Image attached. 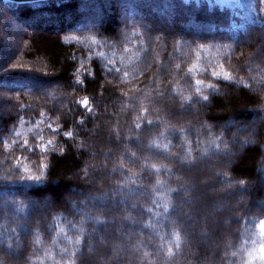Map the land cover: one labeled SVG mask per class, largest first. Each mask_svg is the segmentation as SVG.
Here are the masks:
<instances>
[{"label":"trees","instance_id":"16d2710c","mask_svg":"<svg viewBox=\"0 0 264 264\" xmlns=\"http://www.w3.org/2000/svg\"><path fill=\"white\" fill-rule=\"evenodd\" d=\"M262 220L264 0H0V264H257Z\"/></svg>","mask_w":264,"mask_h":264},{"label":"rangeland","instance_id":"374dc122","mask_svg":"<svg viewBox=\"0 0 264 264\" xmlns=\"http://www.w3.org/2000/svg\"><path fill=\"white\" fill-rule=\"evenodd\" d=\"M91 4H92V1H91ZM78 6H80V5H78ZM68 18H70V16H68ZM69 20L71 21V19H69ZM28 22H30V21H27L26 24L29 25ZM5 25H6L5 26L6 31H5V33L3 35V39H4V41H5L6 45H7L6 48L7 49H9V48L10 49H13V48L17 47V43H18V40H19L18 32L21 31L23 29V27L17 22V19H15V18H13L12 21L11 20L10 21H6V24ZM112 131H113V134H114L115 138H117V136H118L117 131L116 130H112ZM108 197H109V195H108ZM88 199L91 200L92 202H101V203H105V202L108 201L107 199H101L100 196H96V197H92V198L90 197ZM43 203L49 204L48 201L47 202H43ZM93 221L96 223V221H98V219H93ZM95 233L96 232H93V234H95ZM254 239H255V244H254L253 250L254 249H257L261 244H264V239H262L259 236V230L255 234V238ZM90 244H91V242H90ZM255 261L257 262V264H264V261H262L261 259H259L258 256L255 259Z\"/></svg>","mask_w":264,"mask_h":264},{"label":"snow or ice","instance_id":"6c2138e0","mask_svg":"<svg viewBox=\"0 0 264 264\" xmlns=\"http://www.w3.org/2000/svg\"><path fill=\"white\" fill-rule=\"evenodd\" d=\"M92 42L95 43V41H92ZM101 55H103V53H101ZM196 67H197V65L193 64V66L189 69V71H194ZM214 75L221 76V72H218V71L214 72ZM223 75L225 78L231 77V73L228 71H225L223 73ZM197 83L200 84L203 82L198 80ZM197 91H199V89H197ZM80 102L83 105H88L90 103L89 99H87V98L82 99ZM69 135H70V133H69ZM163 147L167 148V144L163 145ZM152 167L157 168L155 164H153ZM25 170L27 171V169H25ZM158 195L161 196V198H164V200H165L164 207L167 208L168 204H167L166 194L161 192V193H158ZM258 229H259V236L262 239H264V220L259 222ZM178 239H179V235H177V240ZM257 256L259 257V259L264 261V244H261L257 249H254L252 252L249 253L250 260H255L257 258Z\"/></svg>","mask_w":264,"mask_h":264}]
</instances>
